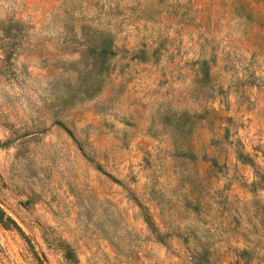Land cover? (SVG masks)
Returning <instances> with one entry per match:
<instances>
[{
    "label": "rangeland",
    "instance_id": "rangeland-1",
    "mask_svg": "<svg viewBox=\"0 0 264 264\" xmlns=\"http://www.w3.org/2000/svg\"><path fill=\"white\" fill-rule=\"evenodd\" d=\"M0 264H264V0H0Z\"/></svg>",
    "mask_w": 264,
    "mask_h": 264
}]
</instances>
